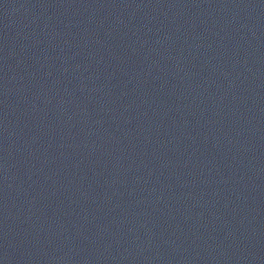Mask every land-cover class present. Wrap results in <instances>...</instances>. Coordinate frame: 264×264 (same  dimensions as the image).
Returning <instances> with one entry per match:
<instances>
[{"label": "water", "instance_id": "95a60500", "mask_svg": "<svg viewBox=\"0 0 264 264\" xmlns=\"http://www.w3.org/2000/svg\"><path fill=\"white\" fill-rule=\"evenodd\" d=\"M143 264H264V0H78Z\"/></svg>", "mask_w": 264, "mask_h": 264}]
</instances>
